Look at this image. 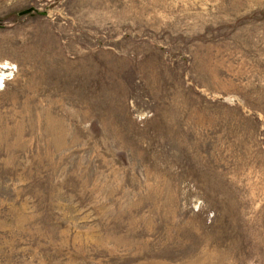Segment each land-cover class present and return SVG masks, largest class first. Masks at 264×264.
<instances>
[{"label": "rangeland", "instance_id": "obj_1", "mask_svg": "<svg viewBox=\"0 0 264 264\" xmlns=\"http://www.w3.org/2000/svg\"><path fill=\"white\" fill-rule=\"evenodd\" d=\"M0 264H264V0H0Z\"/></svg>", "mask_w": 264, "mask_h": 264}, {"label": "water", "instance_id": "obj_2", "mask_svg": "<svg viewBox=\"0 0 264 264\" xmlns=\"http://www.w3.org/2000/svg\"><path fill=\"white\" fill-rule=\"evenodd\" d=\"M35 11H37L36 8L30 7L28 9L22 10L19 14L20 15H25V14H29V13H34ZM40 13L43 14V15H46L47 12L44 11V12H40Z\"/></svg>", "mask_w": 264, "mask_h": 264}]
</instances>
